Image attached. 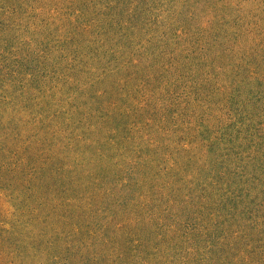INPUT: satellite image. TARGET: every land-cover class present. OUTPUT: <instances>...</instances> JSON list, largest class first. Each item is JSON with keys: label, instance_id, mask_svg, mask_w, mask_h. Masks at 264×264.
Instances as JSON below:
<instances>
[{"label": "rangeland", "instance_id": "obj_1", "mask_svg": "<svg viewBox=\"0 0 264 264\" xmlns=\"http://www.w3.org/2000/svg\"><path fill=\"white\" fill-rule=\"evenodd\" d=\"M262 232L264 0H0V264H264Z\"/></svg>", "mask_w": 264, "mask_h": 264}, {"label": "trees", "instance_id": "obj_2", "mask_svg": "<svg viewBox=\"0 0 264 264\" xmlns=\"http://www.w3.org/2000/svg\"><path fill=\"white\" fill-rule=\"evenodd\" d=\"M261 234H264V232H262ZM252 246L253 244L248 245L249 248ZM261 246L264 247V245H261ZM244 248H246V250ZM244 248H243L244 252L245 251L247 252L246 255H249L252 253V251L249 250L246 246ZM242 250L235 247L234 245H230L229 247L219 246L215 241L214 246L203 250L202 256H199V252L197 253L196 249H194L192 253V256H193L192 260L197 261L198 259V262H199V258H202L200 261V264H253L252 263L253 256H248V258L247 257L244 258L243 257L244 252ZM263 258H264V255L260 260L257 257L258 263H264ZM175 259L178 260V262H180L178 258H175Z\"/></svg>", "mask_w": 264, "mask_h": 264}]
</instances>
